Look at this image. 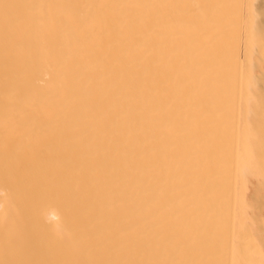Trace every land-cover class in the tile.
Wrapping results in <instances>:
<instances>
[{"label":"bare ground","instance_id":"bare-ground-1","mask_svg":"<svg viewBox=\"0 0 264 264\" xmlns=\"http://www.w3.org/2000/svg\"><path fill=\"white\" fill-rule=\"evenodd\" d=\"M235 1L0 0V264L243 263Z\"/></svg>","mask_w":264,"mask_h":264},{"label":"rangeland","instance_id":"rangeland-1","mask_svg":"<svg viewBox=\"0 0 264 264\" xmlns=\"http://www.w3.org/2000/svg\"><path fill=\"white\" fill-rule=\"evenodd\" d=\"M246 1L245 0H238L237 4L238 3L239 4L238 5L236 4V6H237L236 8L239 7L237 9V12H240V10H241V12L239 14H237L238 15L237 19H240V17H241V19H240L241 21L240 20L239 21L241 22L242 25L239 24L240 23L239 21H237V24L241 26V29H240V27H238L239 30L241 31V33L238 30V28L236 31L237 24L235 26V31H236V34L239 31V33H240L239 39H241V40L238 39L239 36L237 37V35H239V34H237V35H235L236 36V40H235L236 42L235 43H236V47L239 46V44H242V46L240 45L242 48L237 47V49L241 48L240 51L238 49L237 55H238V53H240L241 56L238 55V58L242 61L244 59V62L242 63V61L237 59V63H239V66L237 64V67H238L237 69L239 70V71L237 70L238 71L237 73L239 76L241 75L239 78L237 77V79H239V80L236 79L238 81L237 84L238 83L240 84V85H237V86H239L237 89H239V91L241 90V92L239 93V96H237V97H239V99L237 98L235 100L236 101L235 103L239 104V106H237L235 104V106H236L235 110H237V111L234 110L235 113L237 112L236 114L234 113L236 115L235 117H237V119L234 118V116H233L234 120L236 119V121H234V123H233V126H236V127H233V128H235L234 132L236 134L235 133H233V134H235L236 136L233 135L232 138L235 137L233 139H235L236 141L231 138L232 142L231 141L230 142L231 143L235 142L234 146H236V148L233 145L232 146L236 150L239 149L237 145H239V147H242L243 145L246 146L248 148V151L251 153V155L255 161H258V162L263 161L264 162V152H263V150H264V131H263L264 130V126H263L264 125V90H263L264 89V52H263L264 51V45H263V43H260V45H263V46H261L262 48L261 47L259 48L260 45H257L258 40L262 39L264 41V27H263L264 26V13H262V11L264 10V3H263L264 0L263 1L262 0H250V2H249L250 5H248L247 4L248 1L247 2ZM239 5H241V6H239ZM249 12L251 13L250 16H249ZM259 12H261V13H259ZM249 17H250V19H249ZM247 20H251V22L249 21L251 23L250 25H248ZM248 26H249V28H248ZM258 28H260V30H258ZM250 29H251V31H250ZM245 30H246V32L243 33V31H245ZM254 31L257 33H253ZM245 33H249V34L246 35ZM249 35H250V38L248 39ZM245 41L248 42V45H247V43H246V45L244 44ZM243 50H245V51L247 50L246 56H245L247 59L243 57V55H244ZM256 51H258V52H256ZM242 66H244V67H242ZM239 67H241V68H239ZM242 74H244V75H242ZM241 81L244 84H241L242 83ZM241 86L244 89L243 91L241 89ZM246 90H247V92H246ZM256 92L257 93L259 92V93L257 94ZM248 93H249V95H247ZM243 103L244 104L246 103V105H244ZM242 105H244V107ZM258 108H261L262 110H260ZM257 110H260V111H257ZM240 111H241V113H240ZM237 115H239V116H237ZM237 120L238 121L240 120V123ZM244 121H246V122H244ZM239 125L241 126L240 127L241 130L239 128ZM236 129H238L237 130L238 132L236 131ZM243 140L245 141V143ZM237 142H239V144ZM255 149H256V152H255ZM258 155H259L260 159L258 158ZM248 179H249L248 180V187L244 191V193H245L244 197H245V200L247 203V212L249 213V217L242 220V217H241L242 209L240 206V200H241L240 196L241 195H239L240 189L236 188V190L234 192L235 204H233L234 206L232 205V207H231V209H232L231 210L232 211L231 217H233V218H232L231 223H230L231 229L229 228V230H230L229 233L231 235H229L230 239L228 238V241H229L230 247L232 246L231 249H234V250L238 249L240 257L243 258L242 264H264V166H262V165L259 167L256 166L254 168V172L249 176ZM232 215H234V216H232ZM232 222H234V223H232ZM235 224L238 225V228H237V226H235ZM233 225H234V227H233ZM232 228H234L233 230H235V231H232ZM231 231H232V233H231ZM245 231L247 232V234ZM242 233H244V234H242ZM245 234L246 235L249 234V235L245 237ZM231 237H233V238H231ZM242 238H244V239H242ZM237 239H239V241H237ZM244 242H246L247 244ZM240 246L242 247L241 251H240ZM247 253L249 255H251L252 259L249 258L250 256H248ZM228 256H229V254H228ZM259 256H261L263 258V260H261V262L258 259ZM229 263H230V261H229Z\"/></svg>","mask_w":264,"mask_h":264}]
</instances>
